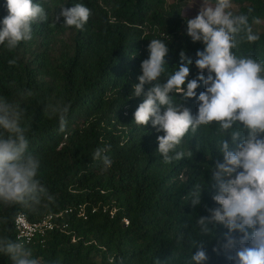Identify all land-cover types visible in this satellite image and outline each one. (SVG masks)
Returning a JSON list of instances; mask_svg holds the SVG:
<instances>
[{
	"label": "trees",
	"instance_id": "1",
	"mask_svg": "<svg viewBox=\"0 0 264 264\" xmlns=\"http://www.w3.org/2000/svg\"><path fill=\"white\" fill-rule=\"evenodd\" d=\"M186 1L33 0L45 8L48 20L34 23L32 40L16 49L0 45V96L21 103L29 149L41 163L38 178L54 198L38 209L0 204V236L14 240L17 214L35 222L83 206L86 217L69 215L64 232L51 231L41 243L27 245L41 264H186L195 254V221L218 207L212 200L215 189L208 187L211 167L222 162L216 138L203 128L189 133L177 149L184 158L165 163L157 152L163 132L151 121L144 127L133 122L144 96L131 95L152 39L168 44V72L184 51L193 61L188 80L200 74L196 53L204 46L186 35ZM77 3L91 12L82 29L66 27L63 17L56 21L62 7ZM233 6L237 12L252 9L250 20L260 18L253 25L260 39L240 51L264 59V0H233ZM7 14L6 0H0V21ZM199 83L197 97L204 91ZM55 101L70 105L63 131L48 111ZM182 102L196 114V97ZM105 146L104 155L112 161L107 169L102 159L93 158ZM195 184L205 190L201 205L193 208L188 193ZM225 231L217 228L218 235ZM215 244V239L206 244L204 264H231L212 251ZM0 264L12 262L0 254Z\"/></svg>",
	"mask_w": 264,
	"mask_h": 264
},
{
	"label": "clouds",
	"instance_id": "2",
	"mask_svg": "<svg viewBox=\"0 0 264 264\" xmlns=\"http://www.w3.org/2000/svg\"><path fill=\"white\" fill-rule=\"evenodd\" d=\"M6 9L7 16L0 21V45L9 50L31 41L34 23L48 20L45 8L33 0H6ZM252 11H233V0H202L198 14L185 20L186 35L204 46L195 60L200 74L188 80L193 61L184 51L179 53V65L168 72V44L152 39L148 58L140 65L142 74L132 87V97L144 96L133 122L144 127L151 121L157 132H163L157 136V152L165 163L183 159L185 153L177 151L183 139L202 128L213 133L222 156V162L211 167L208 185L215 189L212 200L218 207L196 219L199 239L192 242L196 251L186 264H204L209 259L205 246L210 239L216 241L212 251L231 264H264V59L240 51L242 45L260 39L253 25L261 20H250ZM90 15L88 7L77 3L62 7L56 21L63 17L66 27L79 30ZM15 63L9 60V64ZM201 81L204 91L197 97L195 90ZM145 85L152 86L145 91ZM194 97L198 103L195 115L182 102ZM69 107L62 101L48 105L61 131ZM23 118L18 100L0 96V204L38 209L54 198L38 178L41 163L29 149ZM107 151L105 146L93 153L94 159H102L105 169L112 163L104 155ZM204 190L193 185L188 193L191 207L201 205ZM219 226L226 231L218 235ZM0 254L12 264H41L25 241L6 235L0 236Z\"/></svg>",
	"mask_w": 264,
	"mask_h": 264
},
{
	"label": "built area",
	"instance_id": "3",
	"mask_svg": "<svg viewBox=\"0 0 264 264\" xmlns=\"http://www.w3.org/2000/svg\"><path fill=\"white\" fill-rule=\"evenodd\" d=\"M93 211L92 209L90 212ZM72 214H75L77 218L82 220L86 218L83 206H76L47 214L35 222H28L22 214H17L12 221L14 240H23L27 245L32 244L36 240L41 243L45 235L51 231L58 230L64 232L67 228L65 217Z\"/></svg>",
	"mask_w": 264,
	"mask_h": 264
},
{
	"label": "rangeland",
	"instance_id": "4",
	"mask_svg": "<svg viewBox=\"0 0 264 264\" xmlns=\"http://www.w3.org/2000/svg\"><path fill=\"white\" fill-rule=\"evenodd\" d=\"M175 0H166V3H171ZM202 0H188L184 3V16L187 19L194 18L198 14V10L201 6ZM235 10V7L233 6V11Z\"/></svg>",
	"mask_w": 264,
	"mask_h": 264
}]
</instances>
